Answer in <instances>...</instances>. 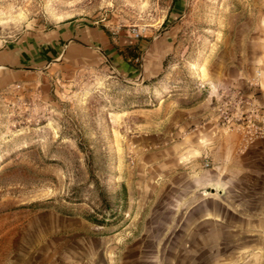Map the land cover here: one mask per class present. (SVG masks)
<instances>
[{
    "label": "rangeland",
    "instance_id": "rangeland-1",
    "mask_svg": "<svg viewBox=\"0 0 264 264\" xmlns=\"http://www.w3.org/2000/svg\"><path fill=\"white\" fill-rule=\"evenodd\" d=\"M261 130L264 0H0V264H264Z\"/></svg>",
    "mask_w": 264,
    "mask_h": 264
},
{
    "label": "crops",
    "instance_id": "crops-1",
    "mask_svg": "<svg viewBox=\"0 0 264 264\" xmlns=\"http://www.w3.org/2000/svg\"><path fill=\"white\" fill-rule=\"evenodd\" d=\"M247 139V138H246ZM248 140V139H247ZM247 140H245V146H250L251 144V142L250 141H247ZM256 145H259L260 146V150H263V146H264V140L263 141H261V143H256ZM255 145H252V146H250V147H254ZM202 182H206V180H201ZM210 183V182H209Z\"/></svg>",
    "mask_w": 264,
    "mask_h": 264
},
{
    "label": "built area",
    "instance_id": "built-area-1",
    "mask_svg": "<svg viewBox=\"0 0 264 264\" xmlns=\"http://www.w3.org/2000/svg\"><path fill=\"white\" fill-rule=\"evenodd\" d=\"M260 134H261V136H264V131L261 130ZM206 166H210V163L206 162Z\"/></svg>",
    "mask_w": 264,
    "mask_h": 264
},
{
    "label": "trees",
    "instance_id": "trees-1",
    "mask_svg": "<svg viewBox=\"0 0 264 264\" xmlns=\"http://www.w3.org/2000/svg\"><path fill=\"white\" fill-rule=\"evenodd\" d=\"M125 189V188H124Z\"/></svg>",
    "mask_w": 264,
    "mask_h": 264
}]
</instances>
